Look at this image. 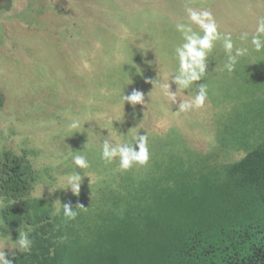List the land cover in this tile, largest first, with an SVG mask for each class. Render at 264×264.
I'll list each match as a JSON object with an SVG mask.
<instances>
[{
    "label": "rangeland",
    "instance_id": "1",
    "mask_svg": "<svg viewBox=\"0 0 264 264\" xmlns=\"http://www.w3.org/2000/svg\"><path fill=\"white\" fill-rule=\"evenodd\" d=\"M188 8L210 11L221 39L197 82L206 84L205 106L178 113L179 102L196 95L195 85L177 90L172 76L179 67L174 50L183 43L176 26L191 23ZM261 19L264 0H11L0 9V164L9 152L31 172L29 217L43 212L56 226L66 225L61 242L69 253L90 255L100 242L118 237L119 246L123 237L144 239V221L132 229L121 222L146 206L145 199L132 198V188L117 182L141 177L148 197L152 171L131 174L118 161L100 158L103 139L129 141L128 131L144 132L160 148V229L191 221L200 198L207 205L215 201L208 189L224 184L227 167L264 143V51L251 44ZM229 35L233 53L245 50L232 73L224 68L223 38ZM154 82L170 83L177 103ZM133 90L143 94L144 104L122 101ZM76 120L81 128L70 132ZM73 153L86 155L91 167L77 168ZM75 172L82 177L79 196L70 188L56 190ZM64 204L85 208L66 220ZM5 206L0 198V225ZM20 231L30 227L0 236L10 260L21 254L11 247Z\"/></svg>",
    "mask_w": 264,
    "mask_h": 264
},
{
    "label": "trees",
    "instance_id": "2",
    "mask_svg": "<svg viewBox=\"0 0 264 264\" xmlns=\"http://www.w3.org/2000/svg\"><path fill=\"white\" fill-rule=\"evenodd\" d=\"M135 134L126 132L129 141ZM155 144L149 139L148 166H134L128 172L152 171L148 197L142 194L145 180L141 177L127 176L117 182L124 189L132 188V198L145 199L146 206L136 207L129 219L121 222L132 229L144 221L148 226L145 238L123 237L122 246L119 237L110 243L102 241L90 255L79 254L77 249L69 253L67 246L62 245L66 225L56 226L43 212L34 211L29 217L33 206L31 172L21 167L19 158L5 153L0 164V198L6 204L1 211L0 236H13L18 227L25 225L30 227L32 240L31 252L14 257L12 264H82L84 257V264H90L91 259L95 264H264V143L227 167L224 184L208 189V198L211 193L215 201L207 205V198H200L202 207L198 213L194 211L191 221L175 227L169 224L165 229H160L157 222L162 213L158 193L162 176L156 178L161 162L160 148ZM75 245L79 247L78 242Z\"/></svg>",
    "mask_w": 264,
    "mask_h": 264
},
{
    "label": "clouds",
    "instance_id": "3",
    "mask_svg": "<svg viewBox=\"0 0 264 264\" xmlns=\"http://www.w3.org/2000/svg\"><path fill=\"white\" fill-rule=\"evenodd\" d=\"M188 20L190 24H177V31L182 35L183 43L178 45L174 52L179 61L178 71L174 73V83L178 86L177 90H189L195 85L196 95L192 101H181L178 105V113L189 112L193 108H202L208 98L206 84H197L198 81L204 79L207 74L208 57L211 55L215 42L221 39V33L218 25L208 10L196 11L192 8L187 9ZM192 25H196L202 30L203 35L193 30ZM257 35L253 36L251 44L257 52L264 51V19L258 22L256 29ZM223 47L227 55V62L224 68L232 73L236 70L239 63L238 57L243 54L241 49H236L233 53L234 44L231 36L223 38ZM130 79V78H129ZM158 85L164 95L173 104L177 103L176 92L170 90V83ZM122 101L130 103L133 107L138 104H144V96L140 91L133 90L130 95H122ZM69 130L77 131L81 128L80 121H73L69 126ZM106 137H110V134ZM100 158L106 164H112L118 161L121 171H128L134 166L146 167L149 164L151 154L149 150V138L147 134L137 133L131 141L117 142L111 138H105L102 141ZM72 163L79 169H88L91 167L86 155L73 153L71 156ZM87 176V175H85ZM88 177V176H87ZM82 177L76 172L65 177L64 181L58 186V189H71L73 195L79 196L81 189ZM76 208H85L77 205L75 209L70 204L63 205V216L66 220H75L79 215ZM59 214V210L57 213ZM13 249H18L21 253H30L32 250V240L29 233L20 231L18 239L12 243ZM6 247L0 248V264H12V260L8 259L4 251ZM15 254L13 253V256Z\"/></svg>",
    "mask_w": 264,
    "mask_h": 264
},
{
    "label": "flooded vegetation",
    "instance_id": "4",
    "mask_svg": "<svg viewBox=\"0 0 264 264\" xmlns=\"http://www.w3.org/2000/svg\"><path fill=\"white\" fill-rule=\"evenodd\" d=\"M5 5H10V3H7V2H1L0 3V9H5Z\"/></svg>",
    "mask_w": 264,
    "mask_h": 264
},
{
    "label": "water",
    "instance_id": "5",
    "mask_svg": "<svg viewBox=\"0 0 264 264\" xmlns=\"http://www.w3.org/2000/svg\"><path fill=\"white\" fill-rule=\"evenodd\" d=\"M1 2H7V3H10L11 0H0V3H1Z\"/></svg>",
    "mask_w": 264,
    "mask_h": 264
}]
</instances>
